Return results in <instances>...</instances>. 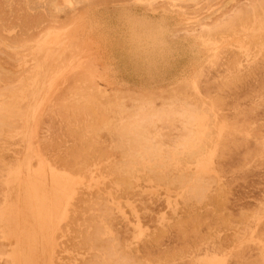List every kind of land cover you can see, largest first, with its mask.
Wrapping results in <instances>:
<instances>
[{
    "label": "rangeland",
    "instance_id": "374dc122",
    "mask_svg": "<svg viewBox=\"0 0 264 264\" xmlns=\"http://www.w3.org/2000/svg\"><path fill=\"white\" fill-rule=\"evenodd\" d=\"M0 264H264V0H0Z\"/></svg>",
    "mask_w": 264,
    "mask_h": 264
},
{
    "label": "bare ground",
    "instance_id": "6f19581e",
    "mask_svg": "<svg viewBox=\"0 0 264 264\" xmlns=\"http://www.w3.org/2000/svg\"><path fill=\"white\" fill-rule=\"evenodd\" d=\"M235 26V25H234ZM239 27V26H238ZM183 116V115H182ZM189 122V121H188ZM165 179V178H164ZM123 181V180H122ZM128 192V191H127Z\"/></svg>",
    "mask_w": 264,
    "mask_h": 264
}]
</instances>
